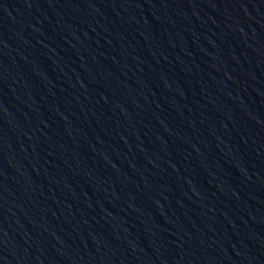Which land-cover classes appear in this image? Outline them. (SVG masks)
I'll return each instance as SVG.
<instances>
[{
  "label": "water",
  "instance_id": "water-1",
  "mask_svg": "<svg viewBox=\"0 0 264 264\" xmlns=\"http://www.w3.org/2000/svg\"><path fill=\"white\" fill-rule=\"evenodd\" d=\"M0 264H264V0H0Z\"/></svg>",
  "mask_w": 264,
  "mask_h": 264
}]
</instances>
